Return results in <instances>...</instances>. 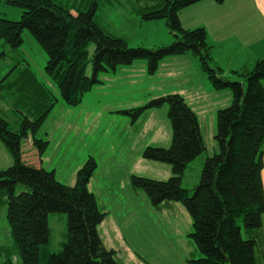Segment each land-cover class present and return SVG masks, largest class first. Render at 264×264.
<instances>
[{
    "label": "trees",
    "instance_id": "1",
    "mask_svg": "<svg viewBox=\"0 0 264 264\" xmlns=\"http://www.w3.org/2000/svg\"><path fill=\"white\" fill-rule=\"evenodd\" d=\"M86 1L5 0L23 12L19 21L0 17V42L16 49L23 45L24 31L30 32L48 57L47 76L72 107L103 84V73L146 61L154 76L165 59L194 53L214 89L232 93L230 107L217 113L219 151L206 159L200 182L191 193L183 187L185 172L207 148L198 117L185 100L170 95L142 108L121 111L119 114L135 123L147 111L167 106L173 134L169 149L147 148L143 154L147 160L170 165L173 177L166 182L133 177L132 185L143 190L154 206L165 202L184 206L193 222L189 237L200 254L190 264H263L264 60L252 69L234 72L240 78L238 83L224 77L223 69L213 61L206 29L185 30L179 17L186 8L206 0H145L142 18L165 20L176 39L171 46L157 50L131 49L124 39L106 33L95 20L97 0H90L91 5L84 8ZM213 1L223 4L226 0ZM34 84L29 97L39 115L24 116L18 132H12L0 115V142L14 159L12 167L0 171V206L7 208L8 227L22 264H120L116 252L106 249L98 232L104 215L88 189L97 169L95 161L90 159L80 170L74 187L59 183L54 172L22 161L25 139H32L40 155L49 146L37 139V134L55 102L45 86ZM19 186L24 190L17 194ZM52 214L67 216L66 240L56 254L49 252ZM2 264L13 263L7 260Z\"/></svg>",
    "mask_w": 264,
    "mask_h": 264
},
{
    "label": "rangeland",
    "instance_id": "2",
    "mask_svg": "<svg viewBox=\"0 0 264 264\" xmlns=\"http://www.w3.org/2000/svg\"><path fill=\"white\" fill-rule=\"evenodd\" d=\"M97 2L96 22L106 33L124 39L131 49L157 50L176 42L165 20L142 18V10L147 8L145 0ZM84 5V8L90 6V0ZM22 12L0 0L1 18L19 21ZM210 35L208 43L213 44L215 54L218 52L221 68L225 72L232 69L221 57V40L214 39L213 33ZM22 37L23 45L16 49L0 42V115L12 132L19 131L24 116L39 115V108L29 97L32 83L36 82L51 92V102H55L37 134V139L49 142L47 152L40 155L32 139H25L21 147L23 163L54 172L59 183L74 187L80 170L90 159L95 161L97 169L88 189L104 215L98 232L106 249L116 252L120 264H190L199 259L200 254L189 237L194 231L193 222L184 206L176 202L154 206L143 190L132 185L133 177L158 182L173 177L170 165L143 157L147 148L171 147L169 108L147 111L135 123L119 112L142 108L170 95H179L185 100L198 117L207 148L185 172L183 187L193 193L206 159L219 151L215 139L217 113L230 107L232 102L228 103L227 94L232 100L231 91L215 90L199 58L189 52L165 59L154 76L149 74L146 61L121 66L115 73H103L100 75L102 85L86 93L77 107L68 106L45 72L47 55L30 32L24 31ZM93 50L94 45H91V53ZM91 73L89 67L88 74ZM234 76L233 80H240ZM13 165L12 155L0 142V171ZM21 190L24 188L19 186L17 194ZM49 227V252L56 254L66 240L67 216L50 215ZM7 260L22 264L8 227L7 208L0 206V264Z\"/></svg>",
    "mask_w": 264,
    "mask_h": 264
},
{
    "label": "crops",
    "instance_id": "3",
    "mask_svg": "<svg viewBox=\"0 0 264 264\" xmlns=\"http://www.w3.org/2000/svg\"><path fill=\"white\" fill-rule=\"evenodd\" d=\"M179 17L184 29L205 28L208 38L213 33L214 39L221 40V57L232 68L226 72L223 70L228 80L240 81L238 78L232 79L235 75L232 72L252 69L258 61L264 60V0H226L221 5L206 0L186 8ZM214 31H218V34ZM211 47L213 61L221 68L218 52L215 54L213 44ZM227 98L230 104V94H227ZM262 181L264 187V169Z\"/></svg>",
    "mask_w": 264,
    "mask_h": 264
}]
</instances>
